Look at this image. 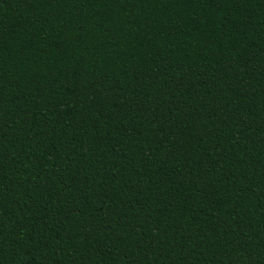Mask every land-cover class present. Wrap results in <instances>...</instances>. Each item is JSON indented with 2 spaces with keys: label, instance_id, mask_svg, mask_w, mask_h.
Instances as JSON below:
<instances>
[{
  "label": "trees",
  "instance_id": "obj_1",
  "mask_svg": "<svg viewBox=\"0 0 264 264\" xmlns=\"http://www.w3.org/2000/svg\"><path fill=\"white\" fill-rule=\"evenodd\" d=\"M0 264H264V0H0Z\"/></svg>",
  "mask_w": 264,
  "mask_h": 264
}]
</instances>
